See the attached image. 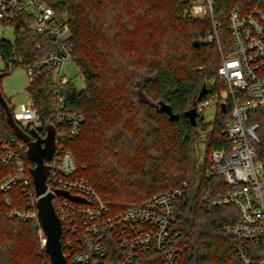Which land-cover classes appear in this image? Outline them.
I'll return each instance as SVG.
<instances>
[{
	"label": "trees",
	"instance_id": "trees-1",
	"mask_svg": "<svg viewBox=\"0 0 264 264\" xmlns=\"http://www.w3.org/2000/svg\"><path fill=\"white\" fill-rule=\"evenodd\" d=\"M42 1L58 17H67L75 46L73 64L85 80L81 91L72 81L65 89L69 108L85 117L81 135L63 139L65 149L76 160L78 176L89 181L111 215L186 185L176 206L172 235L183 249L181 264H239L238 242L225 233L226 227L238 223L239 213L232 206L210 210L205 200L227 192L229 186L222 176L210 174L207 157L204 164L195 166L192 153L203 137L205 155L225 147L231 104L219 107L213 126L203 124L201 116L193 126L186 116L197 106L203 86L207 88L203 99L224 91L218 78L220 49L216 42H204L212 29L211 20L188 17L189 0ZM254 9L264 10V0H215L214 17L221 24L224 52L232 49L231 12ZM32 22L23 15L10 25L14 41L0 39V58L5 63L0 90L3 78L16 67L26 68L54 46L49 36L31 31ZM6 26L0 21V27ZM196 40L201 42L199 47L194 46ZM52 84L50 74L28 88L42 122L40 130L13 125L0 101V136L14 137L25 145L22 155L30 170L35 164L17 130L32 142L36 137L46 138L48 127L58 128L51 112ZM5 101L14 112L15 106ZM159 102L169 105L179 119L171 121L158 111ZM254 116L260 125L257 159L264 166V114ZM169 157L179 164L168 166ZM12 169L13 165L0 169V181ZM26 203L18 187L0 193V264H52L41 249L34 225L11 216L13 209Z\"/></svg>",
	"mask_w": 264,
	"mask_h": 264
},
{
	"label": "built area",
	"instance_id": "built-area-1",
	"mask_svg": "<svg viewBox=\"0 0 264 264\" xmlns=\"http://www.w3.org/2000/svg\"><path fill=\"white\" fill-rule=\"evenodd\" d=\"M214 2L189 0L185 11L192 19L211 20L212 29L204 42H216L222 59L218 78L224 91L198 102L195 107L198 119L213 109L212 120L206 122L202 117L203 124L213 126L219 107L231 104V119L224 131L226 145L210 155L214 171L224 178L229 190L205 200L210 210L232 206L239 213L238 223L225 228V233L238 242L235 252L239 264H264V166L257 159L260 125L254 116L264 114V10L231 12L228 28L232 49L224 52ZM23 15L33 19L34 34L49 36L54 45L44 57L28 64L26 71L30 85L53 76L51 112L58 128L54 130V154L46 161L47 193L53 195L52 203L61 222L67 264H181L183 249L174 243L172 235L176 206L186 185L155 194L139 206L111 215L89 181L78 176L76 160L63 143L65 135L72 139L79 137L85 121L81 112L69 108L65 89L71 80L61 74L66 64H73L75 46L70 23L67 17H58L42 0H0L1 22L10 26ZM13 117L23 129L43 127L31 99L15 107ZM0 149V169L13 165L12 171L0 181V193L8 194L16 187L22 190L27 203L13 209L11 216L34 225L45 251L46 235L38 217L39 197L22 155L25 145L14 137L0 136ZM58 191L85 202L72 201Z\"/></svg>",
	"mask_w": 264,
	"mask_h": 264
},
{
	"label": "water",
	"instance_id": "water-1",
	"mask_svg": "<svg viewBox=\"0 0 264 264\" xmlns=\"http://www.w3.org/2000/svg\"><path fill=\"white\" fill-rule=\"evenodd\" d=\"M200 45L201 42L199 40H196L194 42L195 47H199ZM206 93L207 88L206 86H203L198 97V102L203 99ZM156 106L158 111H160L161 113H166L171 121H177L179 119V115L175 114L172 108L164 102H159L156 104ZM4 108L8 114L9 121L17 127L18 125L12 115L13 108L11 107L9 111L6 109V106ZM186 116L189 118L193 126H197L198 113L196 108L189 110L186 113ZM17 132L19 136L24 137L25 142L28 144V157L30 161L35 164V167L31 169L30 173L34 182L36 194L39 197L37 203L38 217L46 235L45 252L50 257V261L52 264H67V260L63 254L62 249L61 222L52 203L53 195L47 193V178L49 175V166L46 165V161H50L54 154L55 131L53 127H48V135L45 139L36 137V140L32 142H30V138L23 134L19 130V128ZM57 193L59 195L67 197L72 201L85 202L84 199L77 196H72L64 191H58Z\"/></svg>",
	"mask_w": 264,
	"mask_h": 264
},
{
	"label": "rangeland",
	"instance_id": "rangeland-1",
	"mask_svg": "<svg viewBox=\"0 0 264 264\" xmlns=\"http://www.w3.org/2000/svg\"><path fill=\"white\" fill-rule=\"evenodd\" d=\"M0 39H6L10 42L14 41V31L12 26L0 27ZM5 63L0 58V73L4 71ZM201 69V68H200ZM61 74L70 79L74 85V87L81 91L85 88V80L83 76L79 73V70L75 64H66L61 71ZM30 82L27 76V71L24 66L16 67L10 75L3 78L1 83L0 90V100L2 105L9 111L11 106H9L5 99L10 101V103L15 107H20L22 104L28 102L29 98V88ZM201 117H204L206 122L212 120L215 115L213 114V109H209L208 111L202 113ZM205 138H201L198 143L192 148L193 160L195 166H201L204 164V160L207 157V164L210 167V174H217L211 164V157L209 154L205 155V143L201 144ZM167 165L176 166L179 164L176 158H168ZM220 176V175H219Z\"/></svg>",
	"mask_w": 264,
	"mask_h": 264
}]
</instances>
